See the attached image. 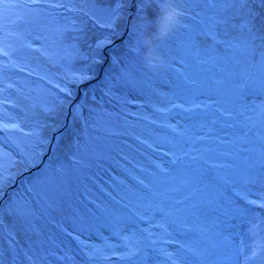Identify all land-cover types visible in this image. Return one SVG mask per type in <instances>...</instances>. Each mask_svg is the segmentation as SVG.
Wrapping results in <instances>:
<instances>
[{
  "label": "rangeland",
  "instance_id": "1",
  "mask_svg": "<svg viewBox=\"0 0 264 264\" xmlns=\"http://www.w3.org/2000/svg\"><path fill=\"white\" fill-rule=\"evenodd\" d=\"M8 2L23 5L26 0ZM27 2L30 14L22 10L18 20L23 21L17 31L21 32L22 45L11 54L0 47V69L13 70L16 78L14 86L12 82L7 86L0 74V113H4L0 129L5 125L9 129L0 130V200L6 201L7 193L13 195L7 200L13 205L0 208V256L11 243L9 233L15 232L18 239L22 234L17 237V226L23 220L39 218L40 206L46 211V220L51 217L45 204L57 206L58 213L69 210L61 196L71 192H62L63 187H70V181H64L62 173L65 165L72 166L69 157L76 158L85 142L86 146H102L103 132L84 123L90 112L102 109L112 133L103 141L114 163L98 160L101 168L89 174L90 180L80 175L75 196L84 202L85 209L76 214L91 215L89 211L95 209L90 203H96L105 206L107 215L120 224L111 230L97 228L98 236L90 230L83 235L69 232V248L61 253L52 247V257L35 258L36 264H128L118 259L127 250L122 247L125 244L138 250L140 257H148L147 264H171L162 253H171L178 264H237V237L222 230L227 221L218 206L232 209L244 220L250 242L247 257L257 252L256 258L247 259L245 264H264V206L258 216H247L253 212L235 205L210 178L211 172L219 174L229 181L232 195L246 197L242 198L246 203L264 205V85L243 87L248 76L253 81L260 79L258 63L264 45L255 40L258 47L253 54L244 44L247 30L241 33L239 28H230L225 35L221 27L213 25V18L232 16L237 10L243 15L251 8L257 14L255 25L259 29L264 6L255 3L241 9L237 4L225 13L221 5L184 0L189 13L185 26L161 45L165 68L153 73L132 50L130 23L138 18L139 0H124L115 31L105 28L110 34L100 38L83 35L84 28L74 15L81 10L94 13L88 18L100 25L97 21L112 15L117 0H60L66 7L52 10L54 20L47 14L34 15L32 9L45 6ZM20 7L5 9L0 15V46L13 44L7 38L11 28L4 16ZM148 15L155 16L154 8ZM240 22L239 17L233 20ZM72 28L82 31H68L63 43L57 42L58 30ZM210 32H215V39ZM72 36L81 38L72 40ZM113 36L118 40L107 48ZM104 39L108 43L97 48V41ZM225 40H232L237 47L217 42ZM87 47L93 60L77 68V48L80 54L86 53ZM73 73H86L89 78L73 83ZM117 81L120 85L105 95ZM54 84L69 89L72 95L67 97ZM12 88L15 94L10 92ZM60 97L68 101L63 106ZM74 110H79L80 119H74ZM58 150L68 158L65 163L46 159ZM14 166L19 168L13 170ZM37 197L48 203L30 200ZM125 204L130 210L123 208ZM25 206L34 210L27 219L10 210ZM96 249L100 253L90 259ZM187 249H198L199 259ZM112 251L117 255L103 259ZM13 259L14 264H28L23 257Z\"/></svg>",
  "mask_w": 264,
  "mask_h": 264
},
{
  "label": "snow or ice",
  "instance_id": "2",
  "mask_svg": "<svg viewBox=\"0 0 264 264\" xmlns=\"http://www.w3.org/2000/svg\"><path fill=\"white\" fill-rule=\"evenodd\" d=\"M31 4H39V5H44L45 7H39V8H34L32 11L34 13L38 14H47L49 19L54 20L55 16L52 13L53 9H60V8H65L66 5L64 3H61L60 0H30ZM124 0H117V7L116 9L112 10V15L107 19V20H98L97 22L100 24V27L102 28H109L115 31L118 21L121 18V12L120 8ZM135 2V0H133ZM207 3H212L216 5H221L223 7V11L225 13L228 12L229 9H231L235 5H240L241 9H243L245 6L250 5V4H255L259 3L261 6H264V0H205ZM139 3L142 7H140V10L137 12V17H143V16H148V11L150 10L149 5L151 4V0H139ZM21 5L18 4H10L8 0H0V15H3V12L5 9L11 8V7H20ZM28 2L24 3L23 7H28ZM72 9H69L71 11ZM257 14L253 12L251 8L248 9L246 13L241 15V12L237 10L236 13H234L232 16L230 15H223L221 18L216 19L213 18V25L214 26H219L223 29L224 34L228 35V30L230 28L235 29L239 28L241 33H244L245 30H247V37L244 40V44L248 46L250 49L251 53H255L256 48L258 47L255 45V40L259 39L262 42V45H264V33L261 32L262 29H264V18H262V23L261 27L259 29H256L255 25V16ZM239 17L240 18V23L236 24L233 23V20ZM184 22L182 27H184ZM254 29H256L254 31ZM68 31L72 32H81L82 29L78 28H72V29H63V30H58L59 36L57 42L63 43V40L65 38V34ZM258 33H260L258 35ZM213 39L216 38L215 32H210L209 33ZM132 37L134 38V33L132 32ZM72 40H79L81 37L80 36H72L70 37ZM218 43H225L226 45L230 47H237L233 43L232 40H225V41H217ZM108 43L107 39L104 40H99L97 41L96 47L97 48H102L105 46V44ZM73 48H76V45H72ZM134 52H136L137 55H141L140 51H138L135 47L132 49ZM7 54V53H5ZM77 54L79 55V51L77 48ZM79 58L82 59H87V56L84 55H79ZM259 68L261 69L260 73V79L258 81H253V78L251 76H248L246 78V82L243 85L244 88H250L253 83H258L260 85H264V51L260 52V60L258 63ZM88 75L86 73H73L72 74V82L73 83H81L84 80L88 79ZM120 85V81H117L115 84L111 85L108 87V91L105 93V95H111L112 94V89L114 87H118ZM53 87L59 88L61 92L65 93L67 97H70L72 95V92L65 88L61 87L59 84H54ZM60 105L63 106L66 102V99L64 97L59 98ZM74 119H80L81 114L79 110H74ZM84 123L86 127H91L94 131L96 132H105V133H111V130L106 127V121H105V114L103 110H93L90 112L89 117L84 119ZM3 131H8V126L5 125L3 129H0ZM243 199H246V197H241ZM249 203H253V201H248ZM264 206V205H262ZM17 215H19L21 218L27 219L29 216L33 215V210L30 207H18V208H12L10 209ZM122 239H127V237H122ZM108 248H113L112 245H107ZM125 249H127L123 254H120L118 259L121 261H126L128 264H147L148 257H140L139 256V251L135 250L133 248H130L127 244L122 245ZM183 249V246H181ZM187 252H190L192 257L194 259H199L200 257V251L198 249H187ZM97 253H100V249H96L92 254H90V259L94 258ZM167 261H170L171 264H178L177 259H175L171 253H162ZM117 255L115 251L110 252L107 255H103V259L105 260H110L112 256ZM257 256V252L253 251L252 255L248 257V259H255Z\"/></svg>",
  "mask_w": 264,
  "mask_h": 264
},
{
  "label": "trees",
  "instance_id": "3",
  "mask_svg": "<svg viewBox=\"0 0 264 264\" xmlns=\"http://www.w3.org/2000/svg\"><path fill=\"white\" fill-rule=\"evenodd\" d=\"M150 8H152V7H150ZM125 9H126V7H125ZM82 12H84V11L81 10V14L75 13L74 18L76 19V21L80 25V27L84 28V32L82 33L83 35H86V37H89V38L90 37L92 38V36L100 38L102 36V34H110L108 29L102 28V27H100V25H94V23L96 24V21L92 20V19L90 20L88 18V14L87 13L85 14ZM36 14L37 13H34V15H36ZM90 14H94V13H90ZM20 17H21V11L17 12L15 19L21 20ZM137 19H135V20H137ZM21 23H18V24H21ZM133 25H134V22L132 20L130 23V26H133ZM130 26H128V27H130ZM112 39H113L111 41L112 43L109 46H111L113 43L117 42V40H118V38L114 37V36L112 37ZM121 44L118 45L119 48L122 46ZM19 45H22V43ZM109 46H108V48H111ZM17 48H18V46H15V47H13V49H11V51H14ZM111 50L112 49H110V52H113V54L117 55V53L115 51H111ZM90 52L91 51L88 48L86 50V54H91ZM33 62H34V60H33ZM25 74L26 73H24L23 75H25ZM14 108L17 109V106H15ZM0 116H4V113H0ZM100 137L102 139V141H101L102 146H95L94 147V145H92V143H89V145L86 146L87 143L85 142V145H82V148H80L79 151L77 152L78 156L76 158H72V156L69 157V160L75 161L76 165H73L72 169L68 170V175L67 176L64 175L63 180L66 182L70 181L69 186H70V190L72 193L69 192V194H63L61 196V201L67 205L69 210L63 209L60 213H58L55 210L57 206L51 207V206H48L45 204L49 215H51L55 218V222H54L55 225L49 226L48 227V228H50L49 230L46 228H42V224L45 222V220L42 221L43 219L32 217V219H27L29 221L23 220L22 222H20V224L17 226V228H20V232L22 235L20 237H18L20 235V233H18L17 234L18 239H16L15 232H12V234H14V235L9 233L12 236L11 239L13 240L15 245H14V243H11L10 245L6 246L5 249L3 248L2 255L0 256V260L2 259L0 264H14L15 259H13V257H23L26 259L28 264H36L37 262L34 258L43 259L44 255L52 254V247H55V246H53V244H48V245L46 243L41 244L42 240L49 237V236L53 237L55 234L62 233L67 229L73 230L74 232H76L79 235H83V233H82L83 231H89V230L92 233L96 234L97 228L101 227V225L97 224L96 220L101 218L102 215L104 214V211H105L104 207L105 206L102 208V207H100V205H98L96 203H91L93 205L95 211H96L97 216L93 213L91 215H87L84 213L83 216L79 217V215H77L76 213L78 212V209L84 210L85 205H84L83 201L79 200L75 196V193H77L78 188H80V182H79L80 175H83L84 177H86L88 179L89 174L91 172L96 173L97 169L101 168V166L97 163L98 160L103 161V162H107L109 164H111L110 162L114 163V161H113L114 157L108 153L107 143H105V141H103V139H105L107 136H100ZM56 153H60V151L58 150V152H56ZM106 156L108 158H106ZM88 162H89L90 166H86ZM72 177H73V179H72ZM12 196H13L12 193L10 195H8V193H7L6 201L10 200V198H12ZM40 208H41V206H40ZM59 218H60L61 222L64 223L63 225L58 224ZM56 219H57V221H56ZM45 226H48L47 222L45 223ZM44 229H46L48 231L43 232V235H42L41 232ZM51 229H53V230L51 231ZM54 232H56V233L54 234ZM22 238L27 239V240L31 239V241L28 242L27 245H23L20 241ZM65 245L69 246L68 244H65ZM57 248L59 249V247H57Z\"/></svg>",
  "mask_w": 264,
  "mask_h": 264
},
{
  "label": "bare ground",
  "instance_id": "4",
  "mask_svg": "<svg viewBox=\"0 0 264 264\" xmlns=\"http://www.w3.org/2000/svg\"><path fill=\"white\" fill-rule=\"evenodd\" d=\"M22 10H24L27 14H30V9L29 8H26V7H23V5H21V7L18 9V10H13L12 12H9L6 16H4V22L5 23H7L8 24V26H10V28H11V30L10 31H7V38H8V40L9 41H13V44H9V43H7V44H2V46H0V47H2L3 49H5V50H8V51H10L9 53L11 54L12 53V51H11V49H13V47H15V46H17V45H19V44H21L22 43V39L23 38H21L20 36H19V34L21 33H19V34H17V31L19 32V21L17 20V21H15L16 19V16H15V13L14 12H19V11H22ZM88 14V16H90V15H92V14H90V13H87ZM131 17V16H130ZM134 18V17H133ZM260 19V18H259ZM258 19V20H259ZM15 21V22H14ZM16 25V26H15ZM14 27V28H13ZM109 47H111V46H109ZM108 48V47H107ZM107 50H105L104 51V53L105 54H107ZM8 53V54H9ZM79 55H84V56H87V59H82V58H77V60H76V67L77 68H82L83 66H85V64H89V61H91V60H93V59H90L92 56H91V54H86L84 51L83 52H81ZM10 56V55H9ZM11 57V56H10ZM82 60H84V61H82ZM9 69V68H8ZM7 68L6 69H0V71H1V78L4 80V82H5V84L7 85V86H12L10 83L12 82L13 83V86H14V82L16 81V78H15V76L12 74L13 73V70H8ZM3 74V75H2ZM103 85H100L99 86V88L98 89H100V91L102 92V87ZM16 89H18V91H19V93L20 92H22L21 91V89L18 87V86H16ZM13 88L12 89H10V92H13ZM14 93V92H13ZM15 94V93H14ZM102 96H105L104 94L102 95ZM1 111V110H0ZM4 116H0V119H2ZM101 136H108V134L107 133H105V132H103L102 133V135ZM105 139H108L107 137L105 138ZM52 153V154H51ZM79 158V157H78ZM46 159L47 160H50V161H52V162H54V161H62V163H65L66 161H67V159L68 158H66L65 156H63V155H61V154H59V153H56V152H50L49 153V157H46ZM57 159V160H56ZM64 160H66V161H64ZM64 161V162H63ZM69 165H72V166H67V165H65V173L63 172L62 173V175L64 176H67L68 175V170H70V169H72V167H73V165H76V162L75 161H71V160H69ZM15 168V169H14ZM14 168H12L13 170H17L19 167H17V166H14ZM10 173H12L13 171H9ZM56 171H54V173H55ZM213 176H214V173L213 172H211L210 173V178L212 179L213 178ZM90 179V177H88V180ZM228 186H229V184H228ZM64 189H63V191L62 192H66V191H70V187H63ZM64 194V193H63ZM69 194V193H68ZM6 196H7V194H6ZM242 196H239V198L242 200V198H241ZM42 198H40V197H37V198H32V199H30V200H32V202H34V203H37V202H43V203H48L46 200H41ZM28 202H31V201H29V200H27ZM26 201V202H27ZM242 201H244V200H242ZM5 202H7V201H1L0 200V208H4V206L5 207H11L13 204H12V202H11V204H8V202L7 203H5ZM234 204L235 205H238V202H234ZM253 204H255V205H257V207H258V209H256V210H254V213H249V215H247V216H249V217H253V216H258L259 214H260V212H261V209H262V205H261V203H259V202H256V203H253ZM56 205H57V203H56ZM239 206V205H238ZM123 208L124 209H126V210H128V208H127V205L125 204V205H123ZM39 210H41L40 212H39V218L40 219H43L42 221H44L45 220V222L42 224V228H46V229H50V228H48L49 226H54L55 225V218L53 217V216H51V215H49L50 217H51V219L50 220H46L45 219V217H44V215H46V214H44L43 215V213L45 212L46 213V211H44V209L43 208H40ZM33 212H34V210H33ZM112 212V211H111ZM90 213L92 214H95L96 216H97V214H96V211H94V212H92V211H90ZM104 213H106V211H104ZM112 214V213H111ZM89 215V214H88ZM50 217H47V219L48 218H50ZM34 218V217H33ZM114 217H112L111 215H107V213L106 214H103L102 215V217L101 218H99V219H97L96 221H97V224L98 225H101V227H103L104 229H107V230H111L112 228H113V225L114 226H116V225H118V224H120V222L118 221V220H114L113 219ZM11 219H13V218H11ZM15 219V218H14ZM56 221H57V219H56ZM47 222V224H48V226H45V223ZM14 224H16L17 222L16 221H14L13 222ZM58 224H62V222H60V220H58ZM3 225V223L2 222H0V226H2ZM110 228V229H109ZM2 231H3V233L4 234H6L8 231H6L3 227H2ZM46 229H44L42 232H41V234L43 235V232H47L48 230H46ZM16 232H18V233H21L20 232V228H16ZM69 232H74L73 230H70V229H67V230H65L64 232H62V233H57V234H55L56 232H54V236L53 237H51V236H49V237H47V238H45V239H43L42 240V242H41V244L42 243H46L47 245L48 244H53V246H55L56 248L57 247H59V251L61 252V253H63V248H69L68 246H66L65 244H68L69 245V243H68V241L70 240L69 239ZM86 232H88V231H86ZM76 233V232H75ZM77 234V233H76ZM87 234H89V233H87ZM91 234L93 235V236H98L97 234H94V233H92L91 232ZM8 237H9V239H10V241H11V243H14L12 240H11V235L9 234L8 235ZM238 238L241 240V242H243V246H244V249H245V245H247V249H246V253H245V257L243 258V259H240L239 258V254H238V252H237V249H238V245H239V243L240 242H238L237 241V239H236V261H237V264H240V263H243L245 260H247L248 259V257H247V254H248V250H250V242H249V240H248V237H247V233L246 232H242V234H241V236H238ZM21 243L24 245V243H28V242H30L31 241V239H29V240H27V239H24V238H22L21 240ZM235 241V240H234ZM10 243V244H11ZM14 245H15V243H14ZM3 252V249L1 250V253ZM143 255V254H142ZM44 256H48V257H52V254H46V255H44ZM34 258V257H33ZM35 259V258H34ZM43 259H45V257H43ZM38 261V259L36 260V262ZM241 261V262H240Z\"/></svg>",
  "mask_w": 264,
  "mask_h": 264
},
{
  "label": "clouds",
  "instance_id": "5",
  "mask_svg": "<svg viewBox=\"0 0 264 264\" xmlns=\"http://www.w3.org/2000/svg\"><path fill=\"white\" fill-rule=\"evenodd\" d=\"M142 7V6H141ZM155 16L138 18L133 25L134 47L140 51L145 68L153 73L164 70L161 45L182 28L189 15L184 0H151Z\"/></svg>",
  "mask_w": 264,
  "mask_h": 264
}]
</instances>
